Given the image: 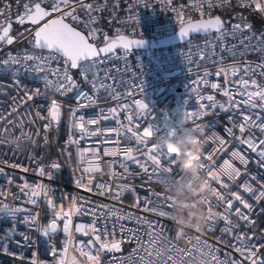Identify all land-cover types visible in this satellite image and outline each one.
<instances>
[{
	"label": "built area",
	"instance_id": "1",
	"mask_svg": "<svg viewBox=\"0 0 264 264\" xmlns=\"http://www.w3.org/2000/svg\"><path fill=\"white\" fill-rule=\"evenodd\" d=\"M114 1L85 0L86 3L102 6L98 11L91 13L96 17V20L102 10L105 12L104 19L106 22L110 23L114 19L120 20L124 25L123 28L135 30L138 37L157 38L171 34L181 26L182 21L190 20L184 16L187 9L193 12L199 11L192 6L196 0H171V2L169 0H144L139 4L137 0ZM30 2L35 3L37 0H25L22 3L18 13L11 17L13 27L18 25L15 22L16 16L24 13V4ZM145 3H147V7ZM233 3L238 4V0H231L230 4ZM42 6L50 10L52 0H43ZM216 8H220V6L209 9L205 4L203 11ZM77 15L80 16L81 22L74 23L71 19L66 21L73 23L74 27L83 31L87 36L88 28L85 27L87 14L85 10L78 8ZM130 17L135 19H130ZM136 20H138V23ZM235 24L250 25V21L248 17L237 18L225 24L226 34L222 40L217 39L218 34L213 31L205 35L192 36L183 43L168 47L142 50L129 49L127 51L118 48L112 54L101 55L102 62L93 69V72L88 74L87 81L81 77L79 69L71 71V75L79 87L67 94H60L52 89H46L43 81L39 78L42 74L25 70L21 65H3L2 62L7 60L9 55L23 56L25 52L41 54L40 50L34 49L28 43L36 26L24 24L17 32H13L12 28L10 35L17 37V39H14L12 44L0 43V129H7L6 133L0 134V169H3V173H0V192L4 193L3 196H0V201L12 207H20L25 211L18 213L15 218L0 215V264H33V262L35 264H56V261L64 256L63 249L66 243L68 253L64 258L67 264H71L73 256L82 261L83 258L79 256L78 252L79 246L82 242L88 241L91 236L76 232L75 228L79 224L85 226L92 224L94 217L86 211L72 216L70 238L63 231L64 219L62 217L57 220V231L50 234V236L45 237L37 230L41 226L48 225L54 218L55 212L61 207L67 211L73 198L79 204H82L84 209H90L93 205L107 204L121 210L117 212L115 217H110L107 221L100 220L97 225L98 227L104 226L105 231L114 233L113 235L102 236V240L120 242L119 251L104 250L99 253L100 264H140L139 257L143 256L144 252L133 251L137 248V240L134 237H138L141 243H146L149 228L147 224L138 223L136 217H143L153 223L160 221L165 226L163 235L168 237L171 242L168 245L170 248L172 244L179 249L196 246V237H200L202 242H206V246L203 243L197 246L194 258H186L184 264H220V262L232 264L233 261L247 264V261L243 260L240 253L233 248V244H236L233 236L241 233L254 234L259 239H254L251 243L264 244V212L260 211V209H264V201H261L259 206L256 207L253 197L248 193H244L238 185L248 181L254 187L258 186L260 182H264V168L258 167L255 163L257 160L256 154L252 153L246 145L235 138L240 136V132L238 127H233V124L239 125L241 123L240 112L222 111L217 107L215 110H209L207 115L197 120V123L207 126L205 134L200 136L201 140L208 141L202 148L203 152L214 153V149L217 148V143L213 142L210 139L211 137L219 136L227 141L223 151L213 154L216 168L221 167L225 160H229L235 167L240 168L242 173H245L244 165L232 154L233 152L246 154L249 160L246 174L238 177L225 192L238 191L249 203L254 204L251 213L252 219L255 220L254 225L245 226L233 215L230 217L232 223L240 226L232 229L231 232H225L226 222L222 218H216L211 226L205 225L201 231L186 229L183 238L176 239L178 228L172 220H166L143 210L149 206L144 202L145 198L152 201L156 200V197L148 189L165 194V186L156 182L155 178L149 182L148 177L142 174L141 168L132 161H126L123 153L119 151L122 148H132L134 149L133 155L138 158L142 157L145 152L144 145L139 146L140 151H135L138 147L137 142L125 130L126 127H133V130H136L135 125L138 118L134 119L131 125L126 119L129 114L134 115L136 109L132 108L131 112L123 111L121 106H131L134 100H144L156 116L162 117L167 114L173 119L177 118V123L167 124V129L169 125H175L178 135H183L184 129H190L194 132L192 123L184 126L179 118L181 107H185L187 111L198 110L195 99L196 93L192 91V88L198 87L200 94L204 96L213 95L218 103L226 104L227 98L209 85L202 83L194 85L193 81H201L204 72L207 71L209 73L207 79L210 83L223 84L224 77L215 75L221 67L226 68L235 64L243 69L246 64H251L255 69L257 64H264V39H260L263 35L252 25L250 30L237 31L233 34V25ZM92 27L97 31L94 36L89 38V41L95 44L99 43L106 34L121 33V28L113 27L110 30L97 23V21ZM21 33H24V35L20 36ZM209 41L211 43L205 48ZM43 54L47 53L44 52ZM31 64L32 62H29V68ZM60 64L53 62L52 67H58ZM94 74L99 77L97 85L104 83L111 87L109 89L100 88L99 91L94 90L91 84ZM241 77L249 80L256 79L260 85H264V75L261 74L260 70H255L250 76H245L244 72L241 71L237 76L229 77V79L238 82ZM49 79H54V77L49 74ZM14 81H19V84L14 83ZM229 86L239 90L237 84ZM37 88L41 90V94L34 96L32 100H26V93H30ZM80 92L87 93L96 103L81 108L77 112V116H83L85 119H98V124L86 125V127L90 131L99 129L101 134L81 138V134L77 129L70 128L71 110L85 103L84 100H77V95ZM53 99L60 104L62 109L61 127L63 125V133L60 128L57 140H59V144L63 149L71 152L73 158L70 171L63 174L64 166L62 162L48 156L49 147L54 140V132L57 126V122H51V126L45 131V125L50 122L48 110ZM237 99H240V97H237ZM185 101H187V104H185ZM204 103L207 104L208 102L204 101ZM111 108L117 109L118 116L112 117L111 113L107 111ZM101 109L105 110L104 114L108 115L109 119L105 120L100 117ZM244 111L247 112V109H244ZM256 114L264 116V112H260L259 109L254 110L253 115ZM41 117H44V119H41ZM29 120L33 122L29 123ZM21 122H23L22 127L19 126ZM121 124L125 127L121 128ZM139 124L146 126L144 120H139ZM228 128L233 129L232 136L227 133L226 129ZM109 129H119V135L109 132ZM22 131L31 134L34 143L25 139L24 145L18 150L7 142H2L5 141L8 134L21 135ZM140 131H142V127ZM250 134L258 139H264V133L255 127L251 129L250 133L246 130L244 133L245 138ZM69 136L73 140H78L79 143H68ZM45 137H47L46 140ZM151 139L154 140L155 137ZM86 149L98 153L102 174L89 175L83 173V167L87 166V160L92 158L90 154L86 153L84 162L81 163L79 154ZM105 150H117V155H105ZM198 153L199 150L193 158H197ZM53 162L59 163L61 167L55 170L48 167ZM141 163H144V160H141ZM13 165H19L20 167H13ZM40 167H44L45 173L51 172L53 178L49 179L47 175H39ZM125 168L127 172H125ZM23 169H27V171ZM112 173L117 175L114 176ZM81 176H83L84 183H87L88 179L91 178L92 184L89 187L92 188V191L77 186L76 181ZM251 176H256L257 180H251ZM224 179L227 182V178ZM24 183H28L30 186L37 184L48 186V197L42 194L35 198V204L30 203V189L24 192L21 191V186ZM96 184L110 185L113 191L120 190L117 185L127 186V189L130 190H123L120 199L116 200L112 198L111 192L107 195H100L95 187ZM212 186L218 187L215 183ZM48 198L52 199L55 208L49 206ZM138 198L139 206H137ZM209 199L213 204L214 211H224L223 206L216 205L214 194H210ZM236 207H241V205L237 202L234 204V208ZM97 210L99 211V209ZM241 210L243 211L242 208ZM128 213H131L133 218H127ZM28 215L37 218L38 224L35 227L24 222V218ZM121 215L125 216L123 220L118 219ZM121 225L124 229L134 231H122ZM13 228L15 232L9 234ZM25 235L30 238L28 241L24 240ZM5 246L7 252L3 250ZM53 247L56 249V256L52 254ZM201 253H207V255L202 256ZM93 254L96 255L97 253L93 252ZM168 254L176 256L175 264H180L181 257L179 255L174 252ZM260 254L264 256V248L260 249ZM213 257L216 259L213 260ZM168 264H172V261H169Z\"/></svg>",
	"mask_w": 264,
	"mask_h": 264
},
{
	"label": "snow or ice",
	"instance_id": "2",
	"mask_svg": "<svg viewBox=\"0 0 264 264\" xmlns=\"http://www.w3.org/2000/svg\"><path fill=\"white\" fill-rule=\"evenodd\" d=\"M4 3V7L0 8V17H3L6 12L11 11V4L7 3V0H0ZM18 2V0H17ZM144 0H137V3H142ZM171 2V0H169ZM43 0H37L35 3H25L24 13L18 14L16 16V23L21 25L25 23H31L36 26L35 31L30 43L34 49L40 50L41 54L37 55L35 52L27 53L25 52L23 56H11L2 63L4 66L10 65H21L25 70L32 71L37 74H42L39 78L43 81L44 87L46 89H52L60 94H67L68 92L77 89L79 85L76 80L71 75V71L74 69H79L81 77L87 81L88 74L93 72V69L101 63V54H112L117 49V47L123 48L125 51L129 50L133 45H140L143 40H130L126 36L117 35L115 38H109L107 35L104 36L105 44L103 47H97L95 43H90L89 38L94 36L96 29L92 25L96 21V17L91 15L92 12L98 11L102 6H95L93 3H86L85 0H52L51 9H45L42 7ZM231 3V0H196L192 5L197 10L200 11L201 17L205 15L203 8L207 4V7L211 9L214 6L223 7ZM238 4L241 7H253L254 9L264 13V0H238ZM147 7V3H145ZM85 10L87 14V21L85 22V27L88 28V35L86 36L83 31L77 30L73 26V23L66 22L67 19H71L74 23L81 22V18L77 15V9ZM130 19H135L130 17ZM138 23V20H136ZM11 17L0 21V42H6L7 44H12L14 39L17 37H12L10 35L11 29ZM251 25L248 24H235L233 25V34L237 31L250 30ZM215 31L217 39H223L226 34L224 30V21L220 16H209L207 19L201 18L196 21L188 20L187 22L182 21L179 31V35L182 39L189 36L190 33H211ZM31 31V30H29ZM21 33L20 36H23ZM260 39H264L261 37ZM211 42L209 41L205 48ZM46 52L47 54H43ZM203 58V57H202ZM29 62H32L29 68ZM56 62L60 66L53 68L52 64ZM255 70H260L261 74L264 75V64H257L255 69L251 64H246L243 69L237 65H229L228 67L219 68L215 75L217 77L223 76L224 83H210L207 79L209 73L207 71L203 74V79L201 81H193L194 85L204 84L209 85L212 89L220 91L221 94L227 98V103H218L213 95L204 96L200 94L198 87H193L192 91L196 93L195 99L197 101L196 111H187L185 107H181L179 118L184 126L192 123L194 126L192 130L199 136H202L206 132V127L197 123V120L204 115H207L209 110H215L219 107L222 111H237L241 115V123L239 125L233 124V127H238L240 136L235 137L239 139L240 142L247 146L252 153L256 154L257 160L255 163L258 167L264 168V139H258L254 135H249L245 138L244 133L249 131L253 127L257 128L260 132L264 133V116L253 115L254 110L259 109L260 112H264V85H260L256 79H244L243 77L237 82L235 80L229 79V77L237 76L241 71L244 72L245 76H250ZM49 74L54 77V79H49ZM99 77L94 74L91 84L94 90L99 91L100 88L109 89L111 86L104 83H99L97 85ZM14 83L19 84V81H14ZM237 84L239 90H236L229 85ZM254 89V90H250ZM234 93V94H233ZM41 90L39 88L35 89L30 93H26L25 99L32 100L34 96H39ZM240 97V99H237ZM118 98V97H115ZM77 100H84L85 103L81 104L80 107L71 110V122L70 128L77 129L81 134V138L88 136H95L101 134L100 130L90 131L86 125H96L99 120L96 118L85 119L83 116H77V112L83 107H88L96 103L94 99L89 97L87 93L80 92L77 95ZM207 101L208 103H204ZM187 104V101H185ZM135 108V114H129L126 119L131 125L133 120L138 118L135 125L136 130L133 127H126V132L130 134L131 138H134L137 142V149L135 151H140L139 146H145V152L142 157H136L133 155L134 149L132 148H122L119 149L123 153L126 161H132L137 164L142 170V174L148 177L149 182L155 178V181L161 183L165 186V194H160L148 189L152 192V195L156 197L155 201L145 198V203L149 206L143 209L144 211L151 212L159 217L166 220H171L173 198L168 193L175 180H177L183 171L180 168L179 161L174 153L168 151L165 147L164 141L167 137V124H176L177 118L173 119L171 116L165 114L162 117L156 116L150 106L144 100H134L131 106L123 105L121 109L123 111L131 112V109ZM247 109V112L244 111ZM104 109H101L100 117L102 119H109L108 115L104 114ZM111 113L112 117L118 116L116 108H111L107 110ZM49 124L45 125V131L51 126V122H59L61 118V106L53 99L51 101V107L48 110ZM44 119V117H41ZM139 120H144L146 126H141ZM231 120V118H230ZM33 121L29 120V123ZM119 123V122H118ZM23 126V122L19 125ZM124 128V125H120ZM142 127V131H140ZM109 132H114L119 135V129H109ZM227 133L232 136L233 129H226ZM7 132V129H0V134ZM21 135L25 137L29 142H33L32 136L29 133L21 132ZM155 137L154 140L151 138ZM47 137H45V140ZM213 142L217 143V148L214 149L215 152L223 151L226 147L227 141L219 136L211 137ZM6 142V141H2ZM202 148L208 143L207 140H201ZM68 143L78 144V140H73L69 136ZM88 153L92 156L91 159L87 160V166L83 167L84 174H102L101 161L97 152L91 149H86L80 152L81 163L84 162L85 154ZM214 153L201 152L200 154V173L205 176L207 182L210 185L211 191L215 197V203L218 206H223V212H216L213 210V204L209 197H202L199 200V204L203 207L206 212L205 225L211 226L216 218H222L226 222L225 232H231L234 228H239V224H233L230 217L235 215L237 219L245 224V226H250L255 224V220L252 219L251 213L254 208L253 203H249L238 191L225 192L229 189L230 184L234 183L238 177L242 174H246L247 164L249 160L246 154L240 152H233V157L237 158L245 167V173L241 172L240 168L235 167L229 160H225L224 164L216 168L213 161ZM105 155H117V150H105ZM144 160V163H141ZM109 167L111 165H108ZM13 167H20L19 165H13ZM51 169H59L61 165L59 163L53 162L50 166ZM27 171V169H23ZM125 172L127 169L125 168ZM0 173H3V169H0ZM39 175H47L49 179L53 178L52 173H45L44 167L39 168ZM112 175H117L112 173ZM227 178V182L225 179ZM251 180H257L256 176H251ZM11 183V180L9 181ZM213 183L218 185V187H213ZM77 186L86 188L88 191H92L89 187L92 184L91 178L88 179L87 183L83 182V176L76 181ZM96 189L100 195H107L112 193V198L119 200L121 192L127 189V186L117 185L119 191H113L110 185L107 184H96ZM244 193H248L253 197L255 206L258 207L261 201H264V182H260L258 186L254 187L248 181L244 184L238 185ZM30 189L29 201L32 204L36 203V197L42 194L48 197V186L44 184H37L35 186H30L28 183H24L21 186V191ZM4 193L0 192V196ZM239 203L241 207L234 208L235 203ZM90 203V202H89ZM49 206L55 208L51 198H48ZM137 206H139V198ZM243 209V211L241 210ZM99 209V211L97 210ZM25 211L20 207H12L7 203L0 201V215L7 216L10 218H15L18 213ZM87 212L89 215L93 216V222L90 225L79 224L76 226L75 231L83 233L86 236H91V238L82 242L79 246L78 252L79 256L83 260H78L76 256L72 257L71 264H100L99 253L104 250L107 251H119L120 242L112 240H102V236L113 235L112 232L105 231L104 226L98 227L100 220L107 221L110 217H115L120 209H115L107 204L105 205H93L90 209H84L82 204L73 198L67 211L61 207L55 212L54 218L46 226H41L37 230L45 237L50 236V234L57 231L58 225L57 220L61 217L64 219L63 231L71 237L70 226L72 223V216L74 214H79L82 212ZM264 212V209H260ZM125 216L121 215L118 217L119 220H123ZM127 218L131 219L132 214L128 213ZM138 223H144L148 225L149 231L147 233L148 240L146 243H141L138 237H134L137 240V248L134 252L143 251L144 255L139 257L140 264H168L172 261L175 264L176 256L169 255V252H174L181 257L180 264H184V260L188 257L194 258V252L197 246L202 243L206 246V242H202L200 237H196L197 245L192 246L187 249H179L174 244L171 248L168 246L171 242L168 237L164 236L165 226L156 221L155 223L146 220L143 217H136ZM25 223L31 224L35 227L38 224V220L35 216L28 215L24 218ZM122 231L133 232L132 229H124L121 225ZM196 231H199L198 229ZM15 232V229H11L10 233ZM23 235V234H22ZM184 236L183 231L176 232V239H181ZM30 238L24 236V240L28 241ZM236 244H233V248L236 252L240 253L243 260L247 261V264H264V256L260 254V249L264 248V244L256 245L252 244L251 241L258 240L254 234L248 235L241 233L240 235L233 236ZM87 249V250H86ZM7 252V247L3 248ZM218 251V249H217ZM64 256L68 253L67 243L63 249ZM93 252L97 253L96 255ZM53 256L57 255L56 249L52 248ZM202 256L207 255V253H201ZM62 256L56 261V264H67L66 259ZM216 258L213 257V260ZM35 264V262H33ZM223 264V262H220ZM232 264H241L239 261H233Z\"/></svg>",
	"mask_w": 264,
	"mask_h": 264
},
{
	"label": "clouds",
	"instance_id": "3",
	"mask_svg": "<svg viewBox=\"0 0 264 264\" xmlns=\"http://www.w3.org/2000/svg\"><path fill=\"white\" fill-rule=\"evenodd\" d=\"M5 141L20 150L25 143V137L8 134ZM164 144L169 152L178 157L180 168L183 170V176L177 179L168 193L173 198L171 220L178 231L184 232L186 229L201 231L205 227L206 212L199 204V200L213 194L205 176L199 171L201 138L190 129H184V134L178 135L176 126L169 125ZM197 150L198 157L193 158Z\"/></svg>",
	"mask_w": 264,
	"mask_h": 264
},
{
	"label": "trees",
	"instance_id": "4",
	"mask_svg": "<svg viewBox=\"0 0 264 264\" xmlns=\"http://www.w3.org/2000/svg\"><path fill=\"white\" fill-rule=\"evenodd\" d=\"M24 1L25 0H18V2H17V0H7V3L11 4V11H10V13L6 12L3 17H0V21H4V20L8 19L9 15H10V17L15 16L18 13V10L20 9V7L22 6V3ZM3 7H4V3L0 2V8H3ZM238 13L246 15L250 19L253 26H255L256 28L260 29L262 27V21L259 19V15H260L259 11H257V10L254 11L253 7H241L240 5L234 4V3L220 7V8H217V9L211 11L210 13L205 14L204 17L212 16V15H219L222 18H226V17H229L233 14H238ZM193 18H197V17L194 16L190 19H193ZM96 21H97V23L102 24L105 28L111 30L113 27L116 26L117 20L114 19L113 21H111L109 23V22L105 21L103 14H99L97 16ZM21 28H22V26L15 25L13 27V32H17ZM120 32L125 33V34L130 35V36H138V33L133 29L121 28ZM111 33H112V31H111ZM61 129H62L61 130V132H62L63 131V125H62ZM48 156L50 158H53V159H56V160H59L60 162H62V164L64 166V168L62 170V174L68 173L70 171L72 163H73V158H72L71 152L69 150L63 149L59 144V140H56V141L53 140L51 142L50 147H49ZM60 177H61V175H60Z\"/></svg>",
	"mask_w": 264,
	"mask_h": 264
},
{
	"label": "water",
	"instance_id": "5",
	"mask_svg": "<svg viewBox=\"0 0 264 264\" xmlns=\"http://www.w3.org/2000/svg\"><path fill=\"white\" fill-rule=\"evenodd\" d=\"M215 16H219V15H212V17H215ZM208 17L209 16H207V17H197V18H193V19H190V20L196 21V20H199L201 18L207 19ZM246 17H247L246 15H243L241 13H238V14H233V15H231L229 17H226V18H222L221 17V19L224 21V26H225V24H227L228 22H230L232 20H235L237 18H246ZM25 24H31V23H25ZM18 25L21 26V24H19V23H18ZM180 27L175 32H173L171 34H168V35H165V36H161V37H157V38L156 37L130 36V35H127L125 33H118V34H114V35L106 34V35L110 39L111 38H115L117 35H123V36H126L130 40H143V43L142 44L137 45V46L136 45H133L130 48L131 50H142V49H147V48H162V47H168V46L176 45V44H179V43H183L184 41H186L187 39H189L192 36L205 35L206 34V33H190L188 37L182 39L180 37V35H179ZM12 28H13V25L11 24L10 32H11ZM77 30H79V29H77ZM33 34H34V32H33ZM33 34H32L31 38L28 41V43H29V45L31 47H32V44L30 43V41L32 40ZM104 36L102 37V40L99 43L96 44V46L98 48L104 46V44H105ZM90 43H92V42H90ZM118 48H120V47H117V49ZM101 55H106V54H101ZM61 122H62V109H61V118H60L59 122H57V126H56V129H55V132H54V140H57V138H58V135H59V132H60V128H61Z\"/></svg>",
	"mask_w": 264,
	"mask_h": 264
},
{
	"label": "rangeland",
	"instance_id": "6",
	"mask_svg": "<svg viewBox=\"0 0 264 264\" xmlns=\"http://www.w3.org/2000/svg\"><path fill=\"white\" fill-rule=\"evenodd\" d=\"M113 2H115V1L113 0ZM216 9H217V8H216ZM253 9H254V6H253ZM214 10H215V9H214ZM211 11H213V10H210V11L205 10L204 13L207 14V13H210ZM254 11H256V10L254 9ZM198 12H199V13H198ZM198 12H193L192 10L190 11L189 9H187V11L185 12L184 16H185L186 18H188V19H190V18H192V17H194V16H196V17H201L200 11H198ZM101 14L105 15V12H103V11L101 10ZM203 17H204V16H203ZM248 19H249V18H248ZM259 19L262 21V27H261L260 29H259V28H256L255 26H253V24L251 23V21H250V19H249V21H250V25H252L255 29H257L258 32L261 33V34L263 35V37H264V13H261V12H260ZM115 27H117V28H123L124 25H123V24L121 23V21L119 20V21H116V26H115ZM61 130H62V129H61Z\"/></svg>",
	"mask_w": 264,
	"mask_h": 264
}]
</instances>
